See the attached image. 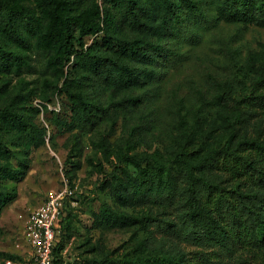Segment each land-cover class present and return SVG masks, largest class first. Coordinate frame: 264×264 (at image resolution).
<instances>
[{
    "label": "rangeland",
    "instance_id": "rangeland-1",
    "mask_svg": "<svg viewBox=\"0 0 264 264\" xmlns=\"http://www.w3.org/2000/svg\"><path fill=\"white\" fill-rule=\"evenodd\" d=\"M23 1L38 14L34 0ZM69 1L71 13L94 2L102 4V0ZM193 1L196 11L187 13L191 19L188 28L177 27L171 32L164 30L161 17L153 21L152 28H137L126 16L125 0L109 5L117 18H122L116 23L117 37L152 38L160 41L165 51L163 56L150 52L148 58L131 62L138 73L143 72L133 84L122 86L101 79L103 74L90 82L87 98L105 110L89 131L78 126L69 101L58 90L65 76L73 74L74 55L57 62L64 72L61 76L58 70L46 67L45 56L35 49L34 37H30L33 46L29 50L7 36L0 15V43L31 63L29 68L18 69L16 64L0 67V264L27 259L23 231L28 213L42 203L48 191L63 189L65 184L72 194L64 205L68 232L59 264L122 259L132 256L139 242L152 250L194 254L202 249L215 256L209 264H264V242L238 245L231 251L219 244L202 245L182 232L177 212L171 208L123 204L111 186L102 183L114 155L107 160L89 143L90 136L103 135L111 149L165 155L183 131L195 133L199 143L215 146L225 138L221 113L242 97L248 83L243 76L248 55L261 49L264 27L226 20L218 14L215 0ZM94 37L98 48L107 51L104 39L96 34L85 37V46ZM74 46L78 48L76 43ZM77 67L97 75L93 68L79 63ZM257 126H264V116L251 118L244 129L251 133ZM78 142L81 167L73 175L70 161ZM217 178L225 177L219 171ZM222 185L230 187L232 183L224 180ZM109 210L142 221L121 222ZM168 221L171 225L163 228Z\"/></svg>",
    "mask_w": 264,
    "mask_h": 264
},
{
    "label": "trees",
    "instance_id": "trees-1",
    "mask_svg": "<svg viewBox=\"0 0 264 264\" xmlns=\"http://www.w3.org/2000/svg\"><path fill=\"white\" fill-rule=\"evenodd\" d=\"M34 1L39 9L37 15L23 0H0V15L4 19L6 35L29 50L33 46L30 37H34L35 49L45 56L46 67L58 70L61 76L64 72L57 62L74 55L73 74L65 76L58 90L69 101L78 126L89 131L98 115L105 110L87 98L90 82L100 79L99 75L103 74L101 79L122 86L133 84L142 78L143 72L138 73L131 62L148 58L150 52L163 56L164 46L160 41L142 36L128 40L117 37L116 23L122 18H117L109 7L116 0H102V4L94 2L78 13L70 12L69 0ZM215 2L218 14L226 20L264 27V0ZM125 3L126 16L137 28H152L153 21L161 17L164 30L169 32L177 27L186 30L191 21L187 13L196 11L193 0H125ZM146 17L149 20L146 21ZM17 24L24 29L18 28ZM155 27L159 29V25ZM95 34L104 39L107 51L98 48L97 37L85 46V37ZM78 63L81 67L93 68L97 75L80 70ZM11 64H16L18 69L31 67L23 56L0 43V67L7 69ZM247 67L243 76L248 83L245 82L242 97L221 113L226 136L216 146L204 141L199 143L195 133L183 131L175 138V147L169 153L136 155L111 149L103 135L90 136L89 143L95 152H101L107 160L114 155V163L104 174L102 183L109 184L123 204L176 211L182 232L202 245L219 244L231 251L238 245L262 244L264 126H257L251 133L244 128L251 118L264 116V43L260 50L249 53ZM73 149L75 157L70 161L69 170L75 175L81 167L82 147L78 142ZM219 171L225 178H217ZM224 180L232 185L225 187L222 185ZM151 199L154 202L148 203ZM109 213L121 222L142 221L124 213L111 210ZM65 216L61 220L62 232L53 248L55 258L52 264H59L62 260V244L68 232ZM171 222L168 221L163 228L170 226ZM143 245L139 242L132 256L106 262L93 258L88 264H209L211 258H215L202 249L189 254L152 250Z\"/></svg>",
    "mask_w": 264,
    "mask_h": 264
},
{
    "label": "built area",
    "instance_id": "built-area-1",
    "mask_svg": "<svg viewBox=\"0 0 264 264\" xmlns=\"http://www.w3.org/2000/svg\"><path fill=\"white\" fill-rule=\"evenodd\" d=\"M72 190L65 184L58 191L46 193L40 205L32 209L25 220L23 237L28 246L27 259L16 264H52L53 248L62 232L61 220L64 216L66 197ZM7 264H14L6 261Z\"/></svg>",
    "mask_w": 264,
    "mask_h": 264
},
{
    "label": "crops",
    "instance_id": "crops-1",
    "mask_svg": "<svg viewBox=\"0 0 264 264\" xmlns=\"http://www.w3.org/2000/svg\"><path fill=\"white\" fill-rule=\"evenodd\" d=\"M25 223V222H24Z\"/></svg>",
    "mask_w": 264,
    "mask_h": 264
}]
</instances>
